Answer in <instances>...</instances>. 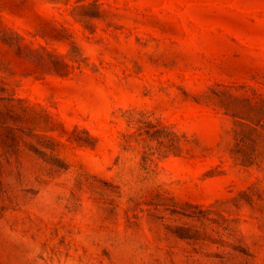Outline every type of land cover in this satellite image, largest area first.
Instances as JSON below:
<instances>
[{"label": "rangeland", "instance_id": "1", "mask_svg": "<svg viewBox=\"0 0 264 264\" xmlns=\"http://www.w3.org/2000/svg\"><path fill=\"white\" fill-rule=\"evenodd\" d=\"M0 264H264V0H0Z\"/></svg>", "mask_w": 264, "mask_h": 264}]
</instances>
